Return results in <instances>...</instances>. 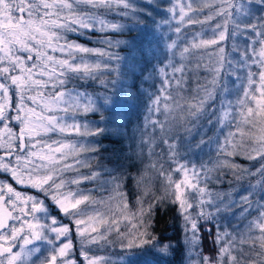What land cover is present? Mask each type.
<instances>
[{
  "label": "snow or ice",
  "instance_id": "1",
  "mask_svg": "<svg viewBox=\"0 0 264 264\" xmlns=\"http://www.w3.org/2000/svg\"><path fill=\"white\" fill-rule=\"evenodd\" d=\"M109 14L150 30L162 44L164 60L151 66L161 83L146 105L153 118L145 117L139 136L121 131L118 90L115 100L104 95L101 104L69 87L79 80L116 89L122 82L125 58L113 49L128 41L109 33L123 34L128 25ZM196 26L200 31H187ZM92 31L104 34L96 40L100 47L67 38ZM240 35L246 43L243 50L233 44L239 57L233 61L225 44ZM226 75L236 77L237 88L229 90ZM89 113H99V122L89 121ZM0 125V172L35 192L0 180V264H77L71 225L85 264H110L89 253L117 244L129 252L147 247L162 259L186 252L188 264H264V0H144L142 6L136 0H0ZM50 133L62 139H46ZM113 135L128 140L127 152L106 156L101 141ZM157 135L166 153L155 151ZM205 146L214 157L199 164L187 158L193 147ZM236 156L259 166L253 171L233 162ZM229 174L250 182L214 190L232 184L225 181ZM126 181L135 191L124 190ZM87 183L93 187H82ZM161 205L175 209V240L152 231ZM229 216L239 224L221 223ZM205 239L219 246L215 256L201 254Z\"/></svg>",
  "mask_w": 264,
  "mask_h": 264
},
{
  "label": "rangeland",
  "instance_id": "2",
  "mask_svg": "<svg viewBox=\"0 0 264 264\" xmlns=\"http://www.w3.org/2000/svg\"><path fill=\"white\" fill-rule=\"evenodd\" d=\"M138 5H143L144 0H136ZM165 4L167 0H164ZM160 3V0H152V4L156 5ZM108 19L114 20V21H120L128 25L126 29L124 30L123 34H111L109 35L112 36L113 39H121L128 41L126 44L120 45L119 48L113 49L114 51L118 52L122 57H124V61L122 62L121 70L124 73V76L122 77V82L118 83L116 85V89H113L111 85L109 86L108 89H105L104 87L100 86L96 82L89 81L88 83H84L82 81H75L73 84H69V87H77L80 90H86L83 87H88L91 88L92 90L87 92L91 93L94 95V97H99L98 103H103L102 97L104 95L112 96L113 99L115 100L116 97L113 96V92L117 91L119 92L120 98H119V103L117 105V110L119 112V115L121 119L118 121V123L127 125L129 124V120L131 121V125H133L134 130L133 133L136 132L137 136H139V133L137 132V129H143L144 123H145V117H148V120L150 121L153 116H148L147 114V102H148V96L149 94H154L156 92V89L159 87L161 83V78L158 75H152L151 74V66L156 65L157 67L161 66L158 64V59L159 60H164V56L162 55V44L158 47L157 46V38L153 36L152 32L150 30L148 31H139L136 27L132 25L130 21L127 20H122L121 17L115 16L113 14H109ZM160 17H157L159 19ZM131 28V31L128 29ZM189 33L195 32V31H200V27L196 26L195 28H189L187 30ZM75 35L76 39H80V41H77L79 43H84L87 44L90 47H100L101 45L96 43V40L103 36V33H100L98 31H92V32H86L85 36H80L77 33H67V38L68 39H74L72 35ZM210 35V33H209ZM76 41V40H75ZM63 42V41H62ZM246 43V37L244 35H240L235 40L232 38H229L228 41L225 44L226 49L230 53L228 56V59H231L233 61L237 60L238 54L236 52H233V44H236L239 46L241 50H243L244 46ZM178 59V57H177ZM150 62V63H149ZM145 69L144 72L141 70ZM230 71V69L225 68V72ZM255 71V70H254ZM138 74V75H137ZM203 71L200 72V77H201V82H203V77H204ZM139 78V85L141 84L140 91H141V101L137 105L139 108L136 109V106L134 104L130 103L125 100L126 98H129L131 94V88L130 85L131 83L135 80V77ZM195 78L194 75L190 76V79ZM109 79L115 78V74L113 76L108 77ZM222 80H224L227 83V86L229 90H234L235 88L238 87L236 77L235 76H224L222 77ZM107 90H110L112 93H108ZM175 94V92L173 93ZM186 97L189 96L190 94L185 93L184 94ZM230 98H235V92L233 91V96ZM112 111V105L109 104L106 106V109L104 111V115L107 117L109 116L110 112ZM139 112L140 117L137 119L135 116L132 117V113ZM129 114H131V118H129ZM99 113H89L87 115V119L89 121H97L99 122ZM160 119H163L162 116L159 117ZM81 122H83V118H81ZM99 126H101L99 124ZM2 127V125H0ZM10 127L13 129L15 132H19V124L17 122H12L10 124ZM152 131V126L149 124L147 128V132L151 133ZM227 131V129H226ZM132 133V134H133ZM208 135H212L211 132L208 133ZM48 140H60L62 137L59 134H48V137L46 138ZM69 139L76 140L78 137L76 136H71ZM200 139V136H196L195 140L192 141V145H194L196 142H198ZM31 143V142H29ZM158 147L155 148L156 152H165L167 151L166 146L162 144L161 140L159 139V135H157V141H156ZM188 145H185L184 148L181 149V153H185L188 149ZM212 149L215 148V145L211 146ZM145 156H147V148H145ZM210 155L214 157L215 153L214 151L209 154V147L205 146L203 150H196L194 147L192 151L187 152V158L189 160H192L196 163H200L201 161H207L210 158ZM155 158V157H153ZM233 162L237 164H241L244 167L251 168L254 171V168L252 165L255 162H250L247 159H245L243 156H236L233 158ZM150 163V160L145 158L144 159V164ZM255 166L258 167L259 164L255 163ZM142 165L140 164V168ZM177 179H179V176H176ZM0 180H5L8 183L12 184L14 188H16L18 191L24 192L26 194H35L34 190L27 188L22 185H18L13 181L10 177V175L0 172ZM225 181H230L227 177H225ZM236 181H233L231 185L229 183L224 182L220 185H213L214 190L217 191H230L232 189L239 190L240 185H247L250 182V178L245 176L243 181L240 183H235ZM254 183V181H251ZM85 189L92 188L93 184L87 183L83 185ZM109 193L104 192H94L93 195L96 196L97 198H104L108 195ZM242 195L245 193H241ZM251 219V217H249ZM63 223H69L67 219H64L62 221ZM221 223H230L233 226H236L239 224V219L238 218H233L229 216L226 221H221ZM246 223V221H245ZM73 231L71 235V239L73 241V252L71 258L75 259L77 264H85V261L83 257L80 255L81 251V244L79 239L75 235V226L71 225ZM124 231H127L128 228L125 227L124 225L121 226ZM130 227V225L128 226ZM242 227V225H241ZM215 231V230H214ZM113 239H116L115 236L112 237ZM216 249L219 247L218 245L215 246ZM215 249V252H216ZM215 252L212 256H215ZM201 254L202 251H201ZM89 255H96V256H104L109 259L110 264H188L187 260V254L185 253H178L175 257L174 256H168L165 258H161L160 254L156 253L155 250L150 249L145 247L144 249H133L132 251H126L124 249H121L119 245L115 246H108L107 248H102L99 246H93ZM174 257L176 262L171 258ZM122 258V259H121ZM193 259H196L195 256H193Z\"/></svg>",
  "mask_w": 264,
  "mask_h": 264
},
{
  "label": "trees",
  "instance_id": "3",
  "mask_svg": "<svg viewBox=\"0 0 264 264\" xmlns=\"http://www.w3.org/2000/svg\"><path fill=\"white\" fill-rule=\"evenodd\" d=\"M192 79H195V78L193 77ZM138 82H139V78H137V76H136L135 80L130 85V88L132 91L131 95L129 96V98L125 99L129 105H130V103L134 104V106H136V109H138L139 107L135 104H138L142 98L141 97V95H142L141 91L139 90L140 89L139 86H141V84L139 85ZM190 86L194 87V85H190ZM81 87L88 90V91L92 90L91 88H88V87H83V86H81ZM107 91H108V93H112L110 90H107ZM117 95L120 98L119 92L117 93ZM133 116H135L138 119L140 117L139 112L132 113V117ZM128 117L131 118V114H129ZM97 118H99V117L97 116ZM100 125H101V127L104 126L102 123ZM119 125L121 128V131H124L126 128L127 135H132L133 130H134L133 125H131L130 123L127 125H123V124L119 123ZM108 127L113 132L115 131V123L109 124ZM101 143L108 150L107 152L104 153V155H106V156L109 153H112V152L117 151V150L127 152V145H128L127 139L118 140L113 135V136H109L107 139L102 140ZM108 167H111V165H108ZM137 168H140L139 161H137ZM132 171L135 172L136 169H132ZM227 178L230 181H232V183H233V181H235L231 174H229L227 176ZM126 183L128 184V187L126 189H124L125 191H135V186L132 182L126 181ZM130 200L132 201V205H134L135 197H130ZM133 210H135L134 207H133ZM178 225H179V221L176 219L175 209L171 206L161 205L159 210L155 214V222H154V227H153L152 231L155 235L162 236V237H170L173 240H175L178 236H180V231H179ZM215 249H216V247L213 245L212 241L208 240V239H205L203 244L201 245V251L203 254H208V255L212 256L215 252ZM172 259L174 260V262H176V260H175L176 258L174 259V257L171 258L170 262H172Z\"/></svg>",
  "mask_w": 264,
  "mask_h": 264
},
{
  "label": "crops",
  "instance_id": "4",
  "mask_svg": "<svg viewBox=\"0 0 264 264\" xmlns=\"http://www.w3.org/2000/svg\"><path fill=\"white\" fill-rule=\"evenodd\" d=\"M72 36H73V38H74V39H70V40H76V41H80V39H76V37H75V35H74V34H73ZM61 43H62V41H61ZM254 70H256V69H255V68H253V71H254ZM81 91H84V90H81Z\"/></svg>",
  "mask_w": 264,
  "mask_h": 264
}]
</instances>
